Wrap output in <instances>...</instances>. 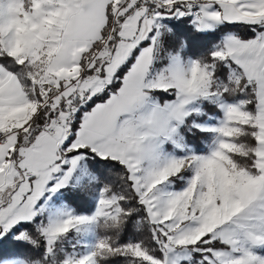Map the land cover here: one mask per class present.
Wrapping results in <instances>:
<instances>
[{
	"label": "snow or ice",
	"instance_id": "6c2138e0",
	"mask_svg": "<svg viewBox=\"0 0 264 264\" xmlns=\"http://www.w3.org/2000/svg\"><path fill=\"white\" fill-rule=\"evenodd\" d=\"M0 264H264V0H0Z\"/></svg>",
	"mask_w": 264,
	"mask_h": 264
}]
</instances>
